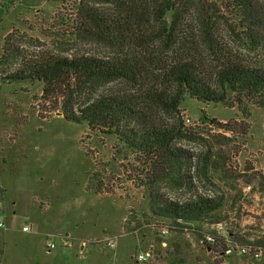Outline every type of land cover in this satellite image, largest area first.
Here are the masks:
<instances>
[{"label":"rangeland","instance_id":"obj_1","mask_svg":"<svg viewBox=\"0 0 264 264\" xmlns=\"http://www.w3.org/2000/svg\"><path fill=\"white\" fill-rule=\"evenodd\" d=\"M257 1L264 8V0ZM80 2L87 0H34L31 6L22 1L15 10L20 13L18 20L0 44V58L9 43L17 45L21 52L17 59L9 63L1 59L0 63V192L4 193V198L0 195V216L10 232L6 246L16 253V257L7 256V263L22 261L18 247L26 244L23 227L31 220L32 209L44 219L48 215L43 209L51 206L55 243L62 242L57 235L61 233L72 238V244L87 241L85 246L89 248L82 254L77 247L63 248L65 251L58 248L47 254L46 242L38 239L34 243V261L39 264H66L60 257L70 258L75 264H264V243H256L264 238V177L260 175L264 174V107L251 105V115L245 119L237 107L189 97L178 109L151 106V119L156 124L179 129L175 146L187 148L200 158L208 150L211 152L209 175L195 173L193 189L160 184L163 195L173 200L186 201L201 194L221 204L208 218L184 222L182 226L152 213L144 183L146 169L138 167L133 153L121 147L116 137L67 120L60 102L42 96V81L7 83L4 79V75L19 69L22 58L117 56L103 43L74 29ZM222 8L224 17L217 23L216 39L223 56L264 66V46L249 52L241 31H234V14L228 11L227 4ZM149 52L143 57L148 85L172 91L174 87L164 77V66L173 51L159 42L150 44ZM198 54L196 58L210 78L219 56L204 49ZM121 90L135 93L136 89L115 81L99 91ZM203 115L219 122L246 120L250 128L246 134L224 131L204 120ZM223 134L227 139L222 138ZM99 180H103L104 188L96 193L93 189L99 187ZM63 211L65 214H61ZM165 228L167 233L162 232ZM5 232L0 227L1 244ZM233 234L250 243L235 240ZM208 236L214 241L207 240ZM244 245L263 254L255 257L237 250L226 254L228 246ZM147 251L152 257L138 261V254Z\"/></svg>","mask_w":264,"mask_h":264},{"label":"trees","instance_id":"obj_2","mask_svg":"<svg viewBox=\"0 0 264 264\" xmlns=\"http://www.w3.org/2000/svg\"><path fill=\"white\" fill-rule=\"evenodd\" d=\"M226 4L234 14V31H241L247 50L254 52L263 47L264 8L257 0H87L78 4L74 29L114 50L116 57L75 54L39 60L22 58L19 69L4 75V79L7 83L42 81V96L60 102L67 120L116 137L121 147L133 153L138 167L146 169L144 183L156 216L180 225L204 220L220 207L216 198L198 194L177 201L165 197L160 184L193 189L195 173L209 175L211 152L208 150L200 158L187 148L175 146L179 129L156 124L150 111L151 106L178 109L187 97L237 107L245 119L251 115V105L264 107V66L225 58L216 39L217 23L224 17L222 7ZM159 42L173 51L164 66V77L174 87L169 92L147 82L143 57L150 54V44ZM201 49L219 56L210 78L196 58ZM3 51L0 63L1 59L9 63L21 54L12 43ZM115 81L136 89L135 93L99 91ZM202 117L232 133L246 134L250 128L246 120L219 122ZM221 136L227 139L224 134ZM102 182L99 180V187L93 191L102 192ZM232 236L239 242L250 243L242 236ZM256 243H264V238Z\"/></svg>","mask_w":264,"mask_h":264},{"label":"crops","instance_id":"obj_3","mask_svg":"<svg viewBox=\"0 0 264 264\" xmlns=\"http://www.w3.org/2000/svg\"><path fill=\"white\" fill-rule=\"evenodd\" d=\"M22 1L24 0H0V44L2 43V39H4L5 34L11 30L10 28L14 25L15 21L18 20L17 17L19 16L20 13H15V10L18 9L22 5L21 4ZM25 1L30 2V6L34 3V0H25ZM0 152H1V159H3V156H2L3 147H0ZM2 185H3V176L0 171V187L1 188L3 187ZM0 195L2 196V198H4V193L0 192ZM1 205H0V209H1ZM50 207L43 209L46 215H48L44 219H41L40 217H38L36 215L35 209H32L31 214H30L31 220L29 222L27 221L28 223L24 224V227L30 226V229L25 230L23 227V231L27 234V241H26V244H24L25 247L23 244L21 247H18V253L20 254L22 261L16 262L14 260L13 261L14 264H20V263L21 264H39L38 261H34L35 258H37L35 256L34 243H37L38 239H41L42 243L44 244L46 242L45 239L47 238V236L53 237L52 235H54V232L52 231L53 229L50 224L53 223L52 219L55 217V215L49 213V211L51 210ZM61 214H65V212L63 211ZM0 220H2V218ZM46 220L49 221L47 224L44 223ZM0 227L5 228L7 231L4 234V237H5L4 243L1 244L0 242V264H8L7 256L16 257V253L14 251H10V248H7L6 246V235L8 234L7 237H9V233H10L8 227L6 228L5 223L3 226H0ZM68 234H71V233H68ZM57 235L61 236V233H58ZM3 244H4V249H3ZM74 247H77L79 254L84 253V251L88 250L89 248V247L87 248V246L83 247L80 241L78 242L74 241L72 246H64L63 241H62L60 245L56 244V247L53 248L52 250L46 249L45 246H44V249L46 250L47 254H52L53 252L56 251L55 249H58V248L63 249V248H74ZM60 258H62V261L66 262V264H75L73 260L70 258H65V257H60Z\"/></svg>","mask_w":264,"mask_h":264},{"label":"built area","instance_id":"obj_4","mask_svg":"<svg viewBox=\"0 0 264 264\" xmlns=\"http://www.w3.org/2000/svg\"><path fill=\"white\" fill-rule=\"evenodd\" d=\"M3 225H4L3 221L0 220V226H3ZM24 229L25 230H29V226H25ZM162 232L163 233H167L168 232V228L163 229ZM60 237H62V241H63V245L64 246H72V242H71L72 238H70L67 235L60 236ZM206 239L209 240V241H214V238H212L211 236L206 237ZM86 243H87V241L83 240L81 244L84 247L86 245ZM55 247H56V243H55L53 237L47 238L46 243H45V248L48 249V250H52ZM234 250H237L241 254L242 253H250V254L252 253V255L255 256V257H260L263 254V252L261 250H256V251L252 252L251 248L249 246H246V245L238 247V248H235L234 246H228L226 248V254H231ZM151 257H152V255H151V253L149 251L141 252V253L138 254L137 260L141 261V262L142 261L145 262V261H148V259H150Z\"/></svg>","mask_w":264,"mask_h":264}]
</instances>
